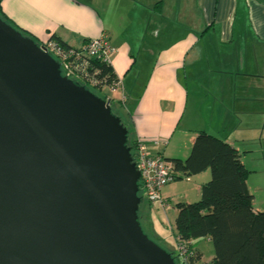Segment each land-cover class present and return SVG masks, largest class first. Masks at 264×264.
I'll return each instance as SVG.
<instances>
[{"label": "crops", "instance_id": "0c3cea01", "mask_svg": "<svg viewBox=\"0 0 264 264\" xmlns=\"http://www.w3.org/2000/svg\"><path fill=\"white\" fill-rule=\"evenodd\" d=\"M0 9L37 44L54 36L77 49L105 37L119 82L107 98L151 156L184 160L205 133L246 169L244 154L264 138V0H1ZM209 178L180 179L188 194L163 188L162 212L174 220V205L196 202ZM246 186L253 213L263 212Z\"/></svg>", "mask_w": 264, "mask_h": 264}, {"label": "water", "instance_id": "95a60500", "mask_svg": "<svg viewBox=\"0 0 264 264\" xmlns=\"http://www.w3.org/2000/svg\"><path fill=\"white\" fill-rule=\"evenodd\" d=\"M126 141L110 100L0 19V264H175L138 221Z\"/></svg>", "mask_w": 264, "mask_h": 264}, {"label": "trees", "instance_id": "16d2710c", "mask_svg": "<svg viewBox=\"0 0 264 264\" xmlns=\"http://www.w3.org/2000/svg\"><path fill=\"white\" fill-rule=\"evenodd\" d=\"M0 19L37 44L31 35L10 22L1 9ZM50 39L62 47H68L54 36ZM89 68L98 84L91 90L86 89L97 97L108 100L107 96L101 97L93 91L101 93L103 88L117 82L109 64L91 60ZM110 109L126 126V146L130 148V156L133 157L135 139L129 123L123 116L126 121L121 120V114L112 100ZM170 162L179 175L176 180L204 171H209L210 174L209 181L201 186L200 197L196 202L175 205L177 214L173 224V236L177 242L188 244L192 251L191 264L201 260V255L190 243L198 239H208L212 244L213 258L209 264H264V211H252L253 198L246 186L249 172L240 162L238 152L218 138L198 133L187 158ZM138 221L140 223L139 215ZM140 226L142 231L150 236L141 223ZM171 255L175 264H178L175 256Z\"/></svg>", "mask_w": 264, "mask_h": 264}, {"label": "built area", "instance_id": "2783aa9c", "mask_svg": "<svg viewBox=\"0 0 264 264\" xmlns=\"http://www.w3.org/2000/svg\"><path fill=\"white\" fill-rule=\"evenodd\" d=\"M38 45L58 63L62 76L91 88L96 86L98 82L90 71V61L97 60L109 64L110 56L113 53L105 37L87 40L82 47L77 49L62 47L50 38ZM118 87L119 82L117 81L107 88L114 90ZM131 158L136 164V170L141 172L139 184H142V186L139 190L142 189L143 191L141 193L142 197L147 203H155L160 208H164L166 202L161 197V190L179 176L174 171L173 164L161 155H149L145 142L139 138L135 139L134 153ZM187 245L180 242L175 245L174 256L178 264H191L192 251Z\"/></svg>", "mask_w": 264, "mask_h": 264}, {"label": "rangeland", "instance_id": "374dc122", "mask_svg": "<svg viewBox=\"0 0 264 264\" xmlns=\"http://www.w3.org/2000/svg\"><path fill=\"white\" fill-rule=\"evenodd\" d=\"M78 84L84 86L81 83ZM84 87L89 90L93 89L87 86ZM109 91L110 90L105 87L101 90V93L99 91L97 92L96 90H94L93 92L101 97H109ZM120 118L122 121H126L125 118H123L122 116ZM249 148L250 152L244 154V164L246 169L249 171L247 177V185L249 191L254 196L255 207H261L262 211H264V138H262L261 140H255L254 142H252ZM188 186L189 184L185 182V179H183L174 180L168 185H166L164 188L168 191L169 195L178 196L180 193L187 192L188 194ZM162 191L163 189L161 190V197L162 199H164L162 196ZM140 195L142 196V194ZM140 199L141 201L138 209V215L143 229L150 235L147 237L150 240L156 242V244L162 249H164L166 252L174 255L175 245L177 244V242L173 236L174 220L172 213H163L161 210L162 208H160L158 204L154 203L148 205V203L143 197H141ZM147 213L150 214V217H148L149 215ZM158 226H160L161 228H158ZM192 246L194 248H197L198 251L202 254L203 263L209 264L211 258L213 257L212 244L205 239H198L195 240L194 243H192Z\"/></svg>", "mask_w": 264, "mask_h": 264}]
</instances>
